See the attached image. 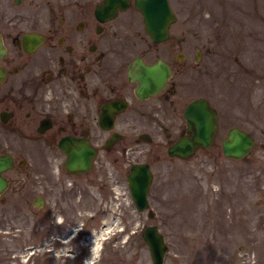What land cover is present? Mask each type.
<instances>
[{"label":"flooded vegetation","instance_id":"af4514ba","mask_svg":"<svg viewBox=\"0 0 264 264\" xmlns=\"http://www.w3.org/2000/svg\"><path fill=\"white\" fill-rule=\"evenodd\" d=\"M102 2L0 0V156L11 159L2 174L7 188L0 197L11 181L17 182L16 200L29 201L38 210L46 206L45 219L32 215L36 226L37 218L42 220L48 251L65 248L73 262L93 264L104 258L108 243L116 246L127 233L134 164L151 170L150 207L155 167L134 158L165 148L169 158L179 159L168 149L181 136L193 134L184 114L188 105L200 102L201 111L216 116V129L212 145L198 146L191 157L208 152L220 132V153L226 160L236 164L253 154L252 219H245L238 183L209 186L205 208L195 214L197 224L198 217H207L211 248L219 247L213 239L217 225L223 228L221 248L209 250V260L264 264V77L255 68H243L254 82L245 91L249 97L229 101L210 86L214 68H199L203 50H181L177 17L167 39L153 42L134 0L113 15L99 10ZM186 58L191 65H181ZM136 60L165 62L169 68L158 70L164 74L167 69V79L139 93L137 76L145 75L143 68H131ZM246 109L252 110L253 134L238 121L244 120ZM226 116L234 124L227 126ZM232 128L253 139L251 151L240 159L223 153L222 140ZM225 173L228 179H244L242 170ZM215 216L221 217L219 222Z\"/></svg>","mask_w":264,"mask_h":264},{"label":"rangeland","instance_id":"374dc122","mask_svg":"<svg viewBox=\"0 0 264 264\" xmlns=\"http://www.w3.org/2000/svg\"><path fill=\"white\" fill-rule=\"evenodd\" d=\"M169 2L177 16L175 27L182 38L181 50L191 53L195 48H201L203 57L199 68H214L210 81L212 90L218 91L229 101L239 99V95L246 100L249 96L245 93L254 82L242 72L243 68H255V74L260 73L264 77V0ZM184 61H181V65L192 64L187 58ZM232 72L236 74L233 78ZM251 112V109H246L244 120L238 121L253 134ZM223 122L227 126L234 124L227 116ZM223 136L224 132H220L208 152H199L187 160L169 158L165 148H156L149 155L135 157L134 160L149 161L155 167L150 194V208L154 217L148 218L147 211L139 212L132 204L130 224L123 240L116 246L108 243L104 258L98 260L95 257L97 261L93 264H151L141 231L152 224L159 228L168 245L163 264H211V250L221 248L222 225L219 223L217 230H213L217 232L213 239L219 247L211 248L207 245L210 230L205 227L207 217H198V224L195 217L199 209L205 208L202 202L208 187L227 188L238 183L244 193L239 202L244 204L245 219L248 216L252 219L254 208L253 154L251 152L247 159L236 164L226 160L220 153ZM157 156L160 157L158 163L155 162ZM236 170L244 171V179L240 175L239 181L228 179L230 174L225 172ZM16 185L17 182L11 181L5 195L0 197V264H80L78 260L73 262L71 257L65 255V248L54 249L51 253L48 251L44 245L46 231L40 219H45L46 206L38 210L29 201L16 200L13 196ZM212 207L219 208L217 203ZM32 214L40 217L37 218L39 226L35 225ZM220 218L215 216L213 220L219 222ZM247 228L245 222V230ZM32 246L38 247L34 253Z\"/></svg>","mask_w":264,"mask_h":264},{"label":"water","instance_id":"95a60500","mask_svg":"<svg viewBox=\"0 0 264 264\" xmlns=\"http://www.w3.org/2000/svg\"><path fill=\"white\" fill-rule=\"evenodd\" d=\"M128 3L129 0H103L99 10L108 11L109 15H113L117 9H124ZM134 4L142 15L145 32L151 40L161 42L167 39L168 28L176 20L169 0H134ZM131 68H143L144 70V77L137 76L140 83L139 93H146L153 90L154 87H159L169 75L167 69H165L164 74L158 70V68H169L168 64L160 60L152 64L136 60ZM201 106L203 105L200 102L188 105L184 116L188 128L193 131V134L181 136L174 142L168 149L170 156L187 159L194 154L198 146L208 147L212 144L216 129V116L208 110L207 112L201 111ZM252 147V136L238 128L230 129L227 136L222 140L223 153L228 158L240 159L247 155ZM10 165L9 156H0V195L7 188V181L2 174ZM151 181L152 173L147 164H134L132 166L129 175V187L134 205L140 212L148 208L147 193ZM153 216L152 211H149L148 217L153 218ZM141 237L149 249L152 264H163L168 247L157 226L145 227L141 232Z\"/></svg>","mask_w":264,"mask_h":264},{"label":"bare ground","instance_id":"6f19581e","mask_svg":"<svg viewBox=\"0 0 264 264\" xmlns=\"http://www.w3.org/2000/svg\"><path fill=\"white\" fill-rule=\"evenodd\" d=\"M97 250H98V246H95L94 249H93L94 253H95ZM90 263H91L90 261H87L85 264H90Z\"/></svg>","mask_w":264,"mask_h":264},{"label":"trees","instance_id":"16d2710c","mask_svg":"<svg viewBox=\"0 0 264 264\" xmlns=\"http://www.w3.org/2000/svg\"><path fill=\"white\" fill-rule=\"evenodd\" d=\"M9 251V250H8ZM10 252V251H9ZM6 260L8 261V259L6 258Z\"/></svg>","mask_w":264,"mask_h":264}]
</instances>
